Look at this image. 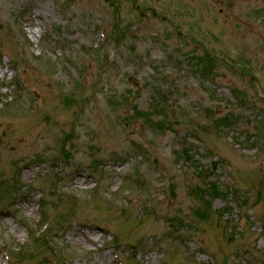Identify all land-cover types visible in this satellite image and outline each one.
Segmentation results:
<instances>
[{"label": "rangeland", "instance_id": "obj_1", "mask_svg": "<svg viewBox=\"0 0 264 264\" xmlns=\"http://www.w3.org/2000/svg\"><path fill=\"white\" fill-rule=\"evenodd\" d=\"M0 264H264V0H0Z\"/></svg>", "mask_w": 264, "mask_h": 264}]
</instances>
